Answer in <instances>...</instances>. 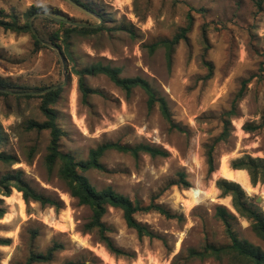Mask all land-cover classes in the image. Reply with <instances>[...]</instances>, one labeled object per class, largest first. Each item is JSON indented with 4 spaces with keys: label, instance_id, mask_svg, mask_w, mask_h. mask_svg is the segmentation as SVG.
Returning a JSON list of instances; mask_svg holds the SVG:
<instances>
[{
    "label": "rangeland",
    "instance_id": "374dc122",
    "mask_svg": "<svg viewBox=\"0 0 264 264\" xmlns=\"http://www.w3.org/2000/svg\"><path fill=\"white\" fill-rule=\"evenodd\" d=\"M82 1L97 14L86 13L71 0H0V9L17 13L22 21L23 13L33 5L59 10L77 23H104L107 27L91 37L73 40L71 56L62 54L64 71L55 50L34 51L29 34L0 29V76L25 88L60 85L66 76L53 108L64 132L60 148L77 160H84L90 149L108 141L148 143L167 150L166 158L140 154L138 159L110 151L101 159L106 172L91 170L86 176L96 189L110 187L144 205L154 196L156 203L183 220H168L157 213L136 214L138 222L162 238L140 240L126 227L121 212L109 208L103 217L109 236L131 256L110 254L95 234L82 231L90 216L88 207L78 205L67 194L56 170L47 171L48 132L24 131L28 119L44 120L39 101L0 97V152L17 160L11 166L0 162V176L21 170L32 187L63 204L55 211L36 203L26 205L16 190L9 197L0 195V208L6 211L0 219V237L10 239V245L0 247V264L24 262L33 231H37L35 251L44 252L53 242L63 246L50 264L69 260L80 264H226L213 259L185 262L184 258L187 249L200 248L206 240L221 241L222 227L214 221L212 207L232 208L230 197L221 198L215 182L220 178L233 181L223 170L240 171L232 170L231 165L246 155L264 159V126L258 127L264 115V0ZM186 27V38L174 48L168 69L165 50L150 53L148 46L170 39ZM97 62L119 68L121 77L147 80L165 97L173 122L185 132L170 130L157 107L148 111L141 89L135 88L126 97L103 75L86 77V85L97 93L84 100L75 71ZM204 62L211 64V70ZM243 82V96L236 100ZM225 126L228 134L213 153L216 169L208 174L205 146ZM245 127L257 128L249 131ZM179 171L186 173L189 188L166 187ZM248 187L242 188L249 197L260 199L264 211V183L252 186L249 179ZM189 190L200 194L192 198ZM248 227L242 218L235 225L240 237L263 247Z\"/></svg>",
    "mask_w": 264,
    "mask_h": 264
},
{
    "label": "trees",
    "instance_id": "16d2710c",
    "mask_svg": "<svg viewBox=\"0 0 264 264\" xmlns=\"http://www.w3.org/2000/svg\"><path fill=\"white\" fill-rule=\"evenodd\" d=\"M86 13L96 15L97 11L82 0H71ZM260 7V2H257ZM24 21L17 13H6L0 9V29L15 35L29 34L33 41L34 51L48 49L45 45L51 44L59 48L61 54L67 58L71 56V47L73 40L77 37L87 38L107 29L104 23L96 27L88 26L92 24H81L72 21L64 16L59 10L40 6H30L24 13ZM29 18H32L29 24ZM190 19V18H189ZM37 23L41 26H37ZM97 25V24H95ZM53 26H56L53 28ZM34 29L36 34H33ZM189 27L181 28L177 34L170 39L152 43L148 46L149 52L153 53L158 48L165 50V60L167 68L170 69L172 64V55L174 48L181 40H184ZM211 70V64L204 62ZM78 76V90L82 94L84 100L89 95L97 93L86 85L87 76L103 75L107 77L117 88H119L126 97H129L135 88L141 89L146 96V106L148 111H152L155 107L169 125L170 130L184 133L185 130L172 120L167 100L158 94L152 85L145 79L140 77H121L120 69L110 65H103L99 62L93 63L80 70H76ZM208 76V75H207ZM207 78V77H206ZM238 92L237 99L243 96V89ZM56 86V85H55ZM52 87V86H50ZM49 87L42 88H25L13 84L0 76V97H11L16 101L38 100V109L44 120L39 122L28 119L24 123V131L35 132L40 134L48 132L49 141L46 146V155L44 164L50 173L56 170V175L60 182L64 185L67 194L77 201L80 206H86L90 210L88 221L83 225V233L95 234L98 241L103 244L105 249L112 255L131 256L128 252L117 247L109 236L110 230L103 222L109 208L119 210L127 228L136 233L138 239L148 238L162 239L159 235L153 233L149 228L135 219L136 214L157 213L168 220L182 221L183 217L173 213L171 210L163 207L155 202L156 197H152L146 205L131 200L129 197L115 192L110 187L96 189L93 186L86 173L94 170L98 172H106L105 166L102 164V157L110 151L127 154L133 159H138L140 154H146L150 158H166L169 156L167 150L150 145L148 143H138L135 145L120 144L118 142H103L96 147L90 149L84 160H77L74 155L65 152L60 148V140L64 132L58 126L57 113L53 106L59 100L62 88H57L45 93L41 91ZM230 114H233L231 111ZM264 126V115L262 122L258 127ZM248 128V127H245ZM257 127L248 128L251 131ZM0 128V134H1ZM226 126L220 135L215 138L211 144L205 146V160L207 164V173L212 174L215 171L214 149L215 146L225 140L227 136ZM34 147L30 149L29 156L32 157ZM0 162L11 166L17 160L11 155L0 152ZM232 170H245L248 173L250 183L255 186L257 183H264V159L252 158L248 155L235 160L231 165ZM176 179L168 181L166 187L179 186L182 189H188L189 183L186 180V173L179 171ZM215 187L220 192V197H230L231 208L228 209L223 205H214L212 207L213 219L222 227L221 241H206L200 248H189L186 250L185 262L206 261L213 259L218 262L225 261L226 264H264V211L259 206L260 199L256 196L249 197L242 186L234 181L224 178L216 180ZM16 190L21 194V198L26 205L36 203L42 208H53L60 211L63 207L62 202L43 191L32 187L24 178L21 170H12L0 176V195L9 197L11 191ZM0 203L2 200L0 199ZM6 211L0 208V219L3 218ZM245 219L249 223V230L262 244L255 245L249 240L239 236L235 229L237 220ZM37 237V231H33L29 241V252L24 262L18 264H50L55 255L62 250L63 246L57 242H53L44 252H37L33 249V243ZM10 245V239L0 237V247ZM178 257V256H177ZM176 257V258H177ZM1 261V256H0ZM64 264H80L77 261L69 260Z\"/></svg>",
    "mask_w": 264,
    "mask_h": 264
},
{
    "label": "bare ground",
    "instance_id": "6f19581e",
    "mask_svg": "<svg viewBox=\"0 0 264 264\" xmlns=\"http://www.w3.org/2000/svg\"><path fill=\"white\" fill-rule=\"evenodd\" d=\"M225 175L230 178V180L233 181H238L241 183L242 187H248V182L246 181L245 174L243 173L244 171H236V172H228V170H223ZM249 188V187H248ZM189 194L191 195L192 198H197V196L200 194L197 190H189Z\"/></svg>",
    "mask_w": 264,
    "mask_h": 264
},
{
    "label": "water",
    "instance_id": "95a60500",
    "mask_svg": "<svg viewBox=\"0 0 264 264\" xmlns=\"http://www.w3.org/2000/svg\"><path fill=\"white\" fill-rule=\"evenodd\" d=\"M97 18H98L99 21H100V18H99L98 16H97ZM29 24H31L30 21H29ZM98 25H100V23L97 24V25H88V26L96 27V26H98ZM32 32H33V34H36L35 31H34V29H32ZM45 45L48 46L49 48L55 50V51L58 53V55H59V57H60V59H61V62H62V64H63V71H64V58H63V56H62V54H61L59 48H57L56 46H53V45H51V44H47V43H45ZM65 77H66V76L64 75V81H63L62 84H60V85H56V86H52V87H49V88H47V89L41 91L40 93H45V92H48V91H51V90H55V89H57V88H63V86L65 85Z\"/></svg>",
    "mask_w": 264,
    "mask_h": 264
},
{
    "label": "crops",
    "instance_id": "0c3cea01",
    "mask_svg": "<svg viewBox=\"0 0 264 264\" xmlns=\"http://www.w3.org/2000/svg\"><path fill=\"white\" fill-rule=\"evenodd\" d=\"M242 171H244V170H242ZM243 173L245 174L246 172L244 171ZM245 178H246V181H247L248 184H249V177H248L247 173L245 174Z\"/></svg>",
    "mask_w": 264,
    "mask_h": 264
}]
</instances>
